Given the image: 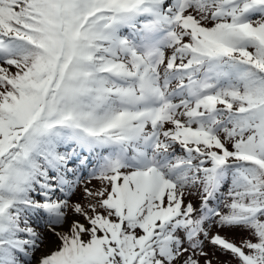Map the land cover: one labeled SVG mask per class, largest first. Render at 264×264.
<instances>
[{
    "label": "snow or ice",
    "instance_id": "6c2138e0",
    "mask_svg": "<svg viewBox=\"0 0 264 264\" xmlns=\"http://www.w3.org/2000/svg\"><path fill=\"white\" fill-rule=\"evenodd\" d=\"M0 264H264V0H0Z\"/></svg>",
    "mask_w": 264,
    "mask_h": 264
},
{
    "label": "rangeland",
    "instance_id": "374dc122",
    "mask_svg": "<svg viewBox=\"0 0 264 264\" xmlns=\"http://www.w3.org/2000/svg\"><path fill=\"white\" fill-rule=\"evenodd\" d=\"M239 237H237V239H238Z\"/></svg>",
    "mask_w": 264,
    "mask_h": 264
}]
</instances>
